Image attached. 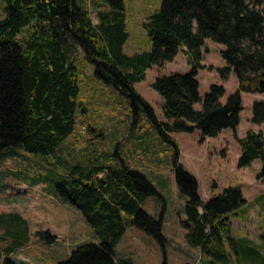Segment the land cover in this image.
I'll list each match as a JSON object with an SVG mask.
<instances>
[{
  "label": "trees",
  "instance_id": "trees-1",
  "mask_svg": "<svg viewBox=\"0 0 264 264\" xmlns=\"http://www.w3.org/2000/svg\"><path fill=\"white\" fill-rule=\"evenodd\" d=\"M88 0H2L0 19V158L22 151L36 156L55 155L74 131L79 105L78 71L73 54L81 48L96 77L129 99L134 111L142 108L159 135L174 146L171 132L198 130L202 139L216 137L239 123L242 93H264V0H161L143 23L151 49L132 55L123 51L129 34L123 0H99L96 23ZM224 46L222 80L230 73L237 90L226 102L222 85L213 84L199 95L196 69L205 40ZM180 49L192 69L155 78L151 87L162 99L167 122H158L151 106L135 91L152 66L172 62ZM201 109L196 110L195 104ZM251 122L264 123V100L252 104ZM239 167L260 162L264 179V134L248 131L237 138ZM175 181L185 198L182 226L191 247L210 263L264 264V243L256 245L232 235L230 216L244 211L240 187H228L207 201L198 194L196 179L175 164ZM49 180L56 197L77 208L98 243L77 245L59 264H137L116 257L114 247L129 226L164 243L161 220L141 205L157 196L150 181L124 164L98 165L59 160L56 169L38 181ZM37 183L28 182L29 185ZM264 210V194L257 197ZM0 241L15 237L9 253L20 248L28 227L18 214H0ZM51 241L54 237H50ZM21 244V245H20ZM1 264V253H0ZM3 264H16L8 259Z\"/></svg>",
  "mask_w": 264,
  "mask_h": 264
},
{
  "label": "rangeland",
  "instance_id": "rangeland-1",
  "mask_svg": "<svg viewBox=\"0 0 264 264\" xmlns=\"http://www.w3.org/2000/svg\"><path fill=\"white\" fill-rule=\"evenodd\" d=\"M129 37L123 51L127 55L149 51L150 40L143 23L156 11L161 0H123ZM95 4L88 0L87 9L96 23ZM0 0V19L3 17ZM223 45L209 39L200 49L196 69L199 95L203 97L213 84L222 85L221 102L237 90V79L230 73L222 80L225 66ZM78 71L79 105L73 133L60 144L55 155L36 156L24 151L0 158V214L15 213L25 221L28 232L20 248L10 253L15 237L0 241L1 264L8 259L16 264H59L79 244L98 243L82 213L67 201L55 196L49 180L38 181L56 169L59 160L94 161L98 165H126L141 172L152 184L157 196H149L142 210L161 220L164 243L147 232L129 226L114 247L116 257L129 258L137 264H216L210 263L198 249L188 245L182 222L185 220V198L178 191L174 167L177 163L198 184L202 201L220 195L225 188L238 186L246 200L244 211L230 216L232 235L256 245L264 243V210L256 201L264 194V179H258L260 162L239 167L240 147L237 138L248 131L264 134V123L251 122L252 104L264 100V93H242L239 123L235 130L224 129L216 137H201L198 130L171 132L172 143L164 140L142 108L133 110L129 99L111 85L100 81L94 65L84 58L81 48L73 54ZM192 69L187 55L180 49L172 62L152 66L143 81L134 84L135 91L151 106L158 122H167L161 110L162 99L151 87L155 78L183 74ZM196 110L201 105L195 104ZM33 182L29 185L28 182ZM0 229V234H3ZM54 237L51 241L50 237ZM264 250L262 251V253ZM230 264H235L231 261ZM237 264V263H236Z\"/></svg>",
  "mask_w": 264,
  "mask_h": 264
},
{
  "label": "water",
  "instance_id": "water-1",
  "mask_svg": "<svg viewBox=\"0 0 264 264\" xmlns=\"http://www.w3.org/2000/svg\"><path fill=\"white\" fill-rule=\"evenodd\" d=\"M259 87H260L261 90L264 89V80H260L259 81Z\"/></svg>",
  "mask_w": 264,
  "mask_h": 264
}]
</instances>
